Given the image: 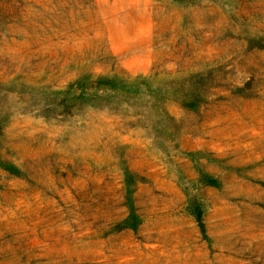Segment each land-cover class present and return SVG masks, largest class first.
<instances>
[{
  "label": "rangeland",
  "instance_id": "obj_1",
  "mask_svg": "<svg viewBox=\"0 0 264 264\" xmlns=\"http://www.w3.org/2000/svg\"><path fill=\"white\" fill-rule=\"evenodd\" d=\"M0 264H264V0H0Z\"/></svg>",
  "mask_w": 264,
  "mask_h": 264
}]
</instances>
